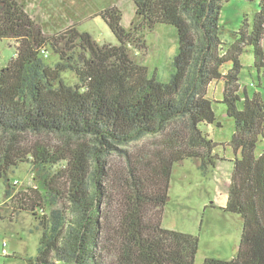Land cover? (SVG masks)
I'll return each mask as SVG.
<instances>
[{"label":"trees","instance_id":"1","mask_svg":"<svg viewBox=\"0 0 264 264\" xmlns=\"http://www.w3.org/2000/svg\"><path fill=\"white\" fill-rule=\"evenodd\" d=\"M132 1L135 30L114 6L95 15L114 44L78 23L45 33L18 0H0V39L15 46L0 68V219L27 211L38 223L29 264H194L198 237L161 224L172 168L190 158L206 175L224 159L232 170L223 210L242 220L239 244L234 257L202 264H264V150L255 154L264 99L239 83L246 46L264 69V0H244L255 5L251 21L245 15L228 41L220 12L229 0ZM158 24L173 26L178 41L167 81L149 75L129 49L145 48V31ZM66 70L74 84L63 79ZM216 102L234 123L227 141L203 129L221 126ZM146 137L153 140L135 145ZM217 146L231 155L219 157ZM21 163H29L33 185L9 181Z\"/></svg>","mask_w":264,"mask_h":264},{"label":"rangeland","instance_id":"2","mask_svg":"<svg viewBox=\"0 0 264 264\" xmlns=\"http://www.w3.org/2000/svg\"><path fill=\"white\" fill-rule=\"evenodd\" d=\"M23 8L42 26L45 33H55L64 27L78 23L79 29L88 31L100 43H117L116 38L100 16H95L108 7H116L122 13L121 24L125 28H139V17L132 0H18ZM255 5L244 0H229L222 6L220 24L226 29L224 40H229L228 31L237 30L245 15L251 21ZM145 48L130 46V55L140 65L148 69L149 75L167 81L171 72V62L177 49L176 29L167 24H158L151 31H145ZM226 41V42H227ZM264 42V41H263ZM50 53V54H49ZM15 55L14 42L0 39V68ZM57 57L48 51L47 61L54 63ZM240 61L239 83L251 96L254 90L264 99V69L258 72L253 64V51L246 46ZM63 79L74 84L77 79L73 71L62 72ZM215 85V84H214ZM212 96L221 97L218 86L210 87ZM213 109L221 126H203L215 141L230 139L234 123L225 114L222 103H214ZM146 137L135 145L151 142ZM221 145V144H220ZM218 156L231 155L229 149L217 146ZM216 150V151H217ZM264 150V140L258 142L255 154ZM232 162L220 159L215 167L204 175L192 159H185L173 165L168 202L163 207L162 226L189 233L198 237V250L194 264H202L206 257L230 259L234 257L239 244L242 220L239 215L229 213L220 206L225 203ZM10 182L33 185L29 163H21L8 172ZM4 181L0 178V204L3 202ZM42 213H45L44 211ZM40 213V214H42ZM34 221L30 212L20 211L13 220L0 219V264H29L37 254L40 230L31 231ZM39 226V225H38Z\"/></svg>","mask_w":264,"mask_h":264},{"label":"crops","instance_id":"3","mask_svg":"<svg viewBox=\"0 0 264 264\" xmlns=\"http://www.w3.org/2000/svg\"><path fill=\"white\" fill-rule=\"evenodd\" d=\"M263 41H264V40H263ZM263 44H264V42H263ZM226 200H227V197H226ZM226 200H225V203H223V205L220 206L221 208H223V207L225 206V204H226Z\"/></svg>","mask_w":264,"mask_h":264},{"label":"built area","instance_id":"4","mask_svg":"<svg viewBox=\"0 0 264 264\" xmlns=\"http://www.w3.org/2000/svg\"><path fill=\"white\" fill-rule=\"evenodd\" d=\"M14 183H17V181H16V182H14Z\"/></svg>","mask_w":264,"mask_h":264}]
</instances>
